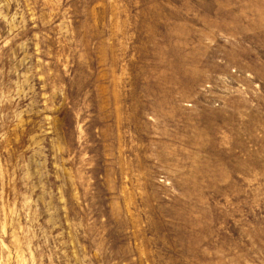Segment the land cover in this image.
Instances as JSON below:
<instances>
[{
    "label": "rangeland",
    "instance_id": "374dc122",
    "mask_svg": "<svg viewBox=\"0 0 264 264\" xmlns=\"http://www.w3.org/2000/svg\"><path fill=\"white\" fill-rule=\"evenodd\" d=\"M0 264H264V0H0Z\"/></svg>",
    "mask_w": 264,
    "mask_h": 264
}]
</instances>
